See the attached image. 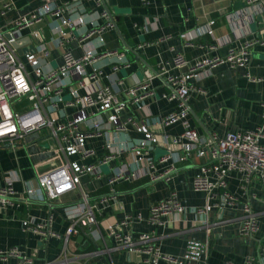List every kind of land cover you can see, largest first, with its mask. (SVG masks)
I'll use <instances>...</instances> for the list:
<instances>
[{
  "label": "crops",
  "instance_id": "1",
  "mask_svg": "<svg viewBox=\"0 0 264 264\" xmlns=\"http://www.w3.org/2000/svg\"><path fill=\"white\" fill-rule=\"evenodd\" d=\"M70 0H55L57 5ZM112 17V27L104 31L103 44L93 36L89 45L97 53L113 52L124 54L128 67L116 72L110 70L115 58L98 60L97 67L102 70L101 83L109 86L119 100L126 103L121 117L149 116L157 120L176 110V101H167L163 94L170 92L168 76L179 77L186 67L202 58L225 57L230 49H238L244 41H255L251 47V59L246 68H230L220 64L203 71L196 80H191L193 89L187 98L189 127L201 137L221 139L229 132L260 130L259 144L264 146V0L249 3L248 0H104ZM11 8L1 14L3 4ZM42 0H0V28L8 29L16 18L35 11ZM98 0H82L72 12L74 18L84 16L85 24L79 31L72 30V38L63 45L58 37L60 19L45 17L42 21L21 31L18 53L25 64L31 80L35 79L23 55L34 46V52L43 73L56 70L62 64V51L67 50L75 58L83 55L86 41L79 42V33L89 30L90 23L104 25L110 21ZM67 16V14H66ZM115 26V27H114ZM212 29V34L200 33L193 44L186 46L181 34L198 30ZM69 32L68 29H64ZM38 33L39 38L34 37ZM48 56H43L39 50ZM128 50H132L131 53ZM180 56L185 66L177 68L173 62ZM87 71H91L87 67ZM249 74L256 82L245 78ZM72 80V79H69ZM151 80L150 92L139 103L126 99V92L135 84ZM73 81V80H72ZM120 82L121 84H118ZM84 94V90H79ZM67 98V99H66ZM62 103L69 100L66 90L61 93ZM59 105L56 115L59 122L66 120L70 110ZM29 107L24 99L12 102V108L22 112ZM47 109V105L44 106ZM143 107V109H138ZM66 113V114H65ZM65 114V115H64ZM102 122L100 136L86 140V146L95 152L86 164H97L108 152L103 148L109 136L114 137L112 129L106 125V117L99 115ZM153 134L179 135V123L160 128L149 119L144 122ZM124 147L142 139L134 127L119 133L114 138ZM118 146V145H116ZM55 142L50 137V129L30 133L22 139H11L0 143V186L5 176L15 174L13 206L0 204V251L12 248L23 252L32 264H149L143 254L128 253L123 248L116 249L114 241L105 229L114 225L124 216L140 214L146 217L151 205L174 193L187 207L182 223L168 224L164 230L155 229L157 243L163 253L181 256L190 240L207 244V258L202 264H243L252 258L251 264H264V178L258 174L244 180V175L232 172L227 176L226 190L237 199L234 208H226L220 216L232 220L228 224L206 232L202 225L205 196L192 187V180L199 167L207 165L204 158H190L176 164L166 178L155 181L148 177L134 182L108 184L109 169L120 163L131 162L132 156L124 151L118 159L98 167L100 178L90 174L80 177V189L70 190L55 201H38L25 198L23 183L35 181L64 163V159L54 151ZM167 150L160 144L150 151L154 160L153 171L163 174L170 162H161ZM71 161L77 158H70ZM108 172H104L103 168ZM162 176V177H164ZM160 177V178H162ZM81 190L89 197V203L96 205L94 212L96 225L82 224L77 234L69 237L65 245L63 239L69 225L64 218V210L80 202ZM106 199V202L102 200ZM48 205H47V204ZM250 206L256 215L258 230L250 237L238 232V220L244 205ZM51 215V224L45 229L47 236L32 234L22 228L26 220H40ZM211 214L210 216H212ZM215 215V214H214ZM145 223H134L129 232L135 237L139 232L149 231ZM93 232H98L93 234ZM0 264H17L15 258H0ZM159 264H165L160 262Z\"/></svg>",
  "mask_w": 264,
  "mask_h": 264
},
{
  "label": "built area",
  "instance_id": "2",
  "mask_svg": "<svg viewBox=\"0 0 264 264\" xmlns=\"http://www.w3.org/2000/svg\"><path fill=\"white\" fill-rule=\"evenodd\" d=\"M256 1L258 0H248L249 3ZM81 2L82 0H70L57 5L55 0H42L41 6L35 11L13 20L11 27L0 28V143L14 138L22 139L30 133L48 128L50 137L55 142L54 151L64 159L61 166L37 178L35 184L24 182L25 198L41 202L55 201L70 190L80 189L81 175L87 173L94 179H99L98 167L118 159L124 151L130 153L132 161L120 163L109 169L111 174L108 179L109 185L116 182H134L144 177L155 181L173 171L176 164L194 155L209 161L207 165L199 167L192 180L193 189L202 192L205 196V204L200 210L204 213L202 225L206 232H210L215 227L228 224L232 220H224L220 214L226 208H234L237 205V199L226 190L228 174L232 172L243 174L244 180H248L254 174L264 178V146L259 144L260 130L229 132L221 139L201 137L189 127L187 121L189 110L186 101L193 89L191 80H197L208 68L225 63L233 69L246 68L251 59V47L256 42L244 41L238 49H230L223 58L218 56L202 58L186 67V71L179 77L168 76L167 82L175 85L176 88L171 87L170 92L163 94L162 98L177 102L174 112L157 120L150 119L147 115L139 118L133 116L122 118L121 113L126 108V103L119 100L109 86L101 83L103 72L96 64L102 58H115L110 70L116 72L122 67H128L124 54L116 51L97 53L89 45V40L93 36L99 40L100 46L103 44L104 31L112 27L110 21L102 26L90 23L91 28L78 35L79 42L86 41L83 55L75 58L69 51L63 50L62 64L52 72H42L34 51L25 53L23 57L26 65L33 71L34 80L30 79L18 49L12 47V43L19 44L22 30L50 16L60 19L63 29L59 27L57 35L61 45L63 40L68 43L72 38V30L79 28L80 31L85 24L84 16L79 15L74 18L72 14L75 6ZM10 8L9 3L3 4L1 14ZM106 15V13L102 14L103 17H107ZM64 29H68L69 32ZM200 33L212 34V29L199 28L197 31L181 34L180 37L186 46H190ZM34 37L39 38L38 33H34ZM39 52L43 56H48L43 46L40 47ZM173 62L177 68L185 66L180 56H176ZM87 67H90L91 71H87ZM245 78L252 82L257 81L249 74H245ZM118 84L121 83L118 82ZM150 86L151 80L135 84L126 92V99L139 103L150 92ZM80 89L84 90L83 95L79 93ZM64 90L68 92L69 100L62 103L61 93ZM22 98L29 103V107L22 112L14 110L12 102ZM61 103L71 112L64 116L66 117L64 122H59V117L56 115ZM138 109L142 110L143 107ZM99 115L106 117V125L112 129L114 137L109 136L103 145L108 154L98 160L97 164L90 165L85 161L94 157L95 152L86 146V140L89 137L101 135L103 124L99 121ZM145 118L160 128L179 123L182 132L173 136L164 133L153 134L143 123ZM129 127H134L138 133L142 134V139L124 147L122 142L114 138L117 134L126 132ZM160 144L167 150L161 162H170V167H167L163 174L153 171L154 160L150 155L154 146ZM73 157L77 160L71 161L70 158ZM14 181L15 174L10 172L0 186V204L3 207L13 206L12 198L16 196L13 189ZM102 201L106 202V199ZM95 210L96 205L90 204L88 195L81 190L80 202L64 210V218L69 223L63 239L65 245L68 244L71 235L77 234V228L82 224L96 225ZM186 212L187 207L174 193H171L167 198L151 205L146 217L137 213L124 216L105 231L114 241L116 249L123 248L128 253L143 254L147 257L146 262L149 264L160 262L202 264L207 258L208 251L207 244L204 242L188 241L181 256L163 253L157 243L158 238L163 236L156 237L155 229L164 230L168 224L185 222ZM211 214L213 215L210 216ZM237 220L240 236L251 237L258 230L256 215L251 211L249 204L243 206L242 215ZM51 221L49 214L38 221L35 219L23 221L22 228L32 234L47 236L49 232H45V229L50 226ZM134 223H145L150 230L139 232L133 237L128 229ZM95 233L98 234L93 232ZM0 258H15L17 264H32L30 258L15 248L0 251ZM251 262L252 258H247L243 264H251Z\"/></svg>",
  "mask_w": 264,
  "mask_h": 264
},
{
  "label": "water",
  "instance_id": "3",
  "mask_svg": "<svg viewBox=\"0 0 264 264\" xmlns=\"http://www.w3.org/2000/svg\"><path fill=\"white\" fill-rule=\"evenodd\" d=\"M98 1L103 5L104 9L106 10L105 12H106V14H108L107 16H108L110 22L113 23L112 17H111L110 12L108 11V9H107V7H106V4H105L104 0H98ZM114 27H115V26H114ZM12 47L15 48V49H19V47H18V43H17V42H16V43H12ZM29 50H30L31 52H33V51H34V46H33V45H29ZM128 51H130L131 53L133 52L132 50H128ZM170 88H171V87H170ZM167 176H168V175H167ZM167 176H164V177L159 178V179H164V178H166ZM157 180H158V179H157ZM46 204H47V203H46ZM47 205H48V204H47Z\"/></svg>",
  "mask_w": 264,
  "mask_h": 264
},
{
  "label": "rangeland",
  "instance_id": "4",
  "mask_svg": "<svg viewBox=\"0 0 264 264\" xmlns=\"http://www.w3.org/2000/svg\"><path fill=\"white\" fill-rule=\"evenodd\" d=\"M66 99H67V98H66ZM103 171H104V172H106V171L108 172V169L104 167V168H103Z\"/></svg>",
  "mask_w": 264,
  "mask_h": 264
}]
</instances>
